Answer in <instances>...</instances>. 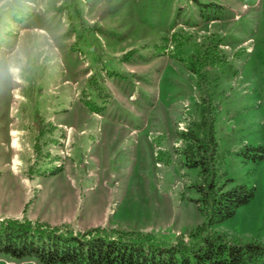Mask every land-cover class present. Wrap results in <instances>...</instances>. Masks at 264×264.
Returning a JSON list of instances; mask_svg holds the SVG:
<instances>
[{
  "label": "rangeland",
  "instance_id": "1",
  "mask_svg": "<svg viewBox=\"0 0 264 264\" xmlns=\"http://www.w3.org/2000/svg\"><path fill=\"white\" fill-rule=\"evenodd\" d=\"M203 99L221 171L254 189L211 231L264 243V0H0V222L186 242L178 132Z\"/></svg>",
  "mask_w": 264,
  "mask_h": 264
},
{
  "label": "trees",
  "instance_id": "2",
  "mask_svg": "<svg viewBox=\"0 0 264 264\" xmlns=\"http://www.w3.org/2000/svg\"><path fill=\"white\" fill-rule=\"evenodd\" d=\"M203 102L197 120L178 132L181 164L197 170V181L186 189L195 193L193 201L203 218L186 242L181 238L162 244L139 232L114 236L98 228L75 232L67 225L5 220L0 222V254L38 264H264V243L228 239L211 231L249 203L254 189L234 183L221 171L213 107L208 100ZM246 149L259 152L255 163L262 158L263 148Z\"/></svg>",
  "mask_w": 264,
  "mask_h": 264
},
{
  "label": "clouds",
  "instance_id": "3",
  "mask_svg": "<svg viewBox=\"0 0 264 264\" xmlns=\"http://www.w3.org/2000/svg\"><path fill=\"white\" fill-rule=\"evenodd\" d=\"M9 71L12 72L17 77L19 76L20 69L18 67H10Z\"/></svg>",
  "mask_w": 264,
  "mask_h": 264
}]
</instances>
